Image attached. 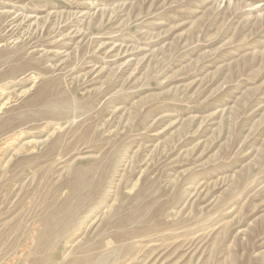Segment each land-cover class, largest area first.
<instances>
[{
	"label": "rangeland",
	"instance_id": "1",
	"mask_svg": "<svg viewBox=\"0 0 264 264\" xmlns=\"http://www.w3.org/2000/svg\"><path fill=\"white\" fill-rule=\"evenodd\" d=\"M12 68L0 264H264V0H0Z\"/></svg>",
	"mask_w": 264,
	"mask_h": 264
},
{
	"label": "bare ground",
	"instance_id": "2",
	"mask_svg": "<svg viewBox=\"0 0 264 264\" xmlns=\"http://www.w3.org/2000/svg\"><path fill=\"white\" fill-rule=\"evenodd\" d=\"M17 71H18L17 68L9 69L8 71H6V73L0 75V78H1V77H3V78L10 77V76H12V75H13L15 72H17ZM50 84H51V83H50ZM43 89H46V87L43 88ZM46 91H47V90H45V91L42 90V94L45 95ZM44 92H45V93H44ZM44 97H45V96L41 97V98L38 99V100H42ZM4 103H5V102H4ZM79 186H80V184H77V183H76V184L72 187V190H73L74 193H75V191L79 188ZM75 194H76V193H75ZM73 195H74V194H73ZM73 197H74V196H73ZM72 199H74V198H72ZM69 202H70V201H69ZM71 202H72V200H71Z\"/></svg>",
	"mask_w": 264,
	"mask_h": 264
}]
</instances>
